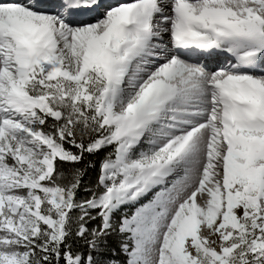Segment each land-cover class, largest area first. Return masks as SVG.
I'll return each instance as SVG.
<instances>
[{"label": "snow or ice", "instance_id": "6c2138e0", "mask_svg": "<svg viewBox=\"0 0 264 264\" xmlns=\"http://www.w3.org/2000/svg\"><path fill=\"white\" fill-rule=\"evenodd\" d=\"M0 264H264V0H0Z\"/></svg>", "mask_w": 264, "mask_h": 264}]
</instances>
